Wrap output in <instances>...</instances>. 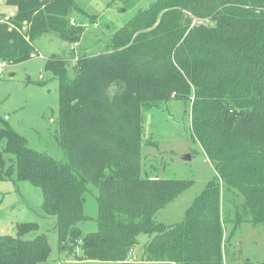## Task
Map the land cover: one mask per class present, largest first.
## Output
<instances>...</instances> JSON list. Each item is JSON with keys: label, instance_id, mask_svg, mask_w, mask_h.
I'll return each instance as SVG.
<instances>
[{"label": "trees", "instance_id": "obj_1", "mask_svg": "<svg viewBox=\"0 0 264 264\" xmlns=\"http://www.w3.org/2000/svg\"><path fill=\"white\" fill-rule=\"evenodd\" d=\"M6 3L13 15L0 16L5 65L35 56L45 34L76 44L83 27L71 23L73 11L95 19L76 0ZM67 65L59 54L44 65L58 83L60 159L28 147L0 114V180L41 189L61 245L78 246L82 260L127 264L145 234L140 264H224L227 223L233 231L244 221L264 225V0H155L99 51L80 54L72 77ZM171 99L189 104L191 138L214 175L184 219L164 225L156 213L191 181L145 169L142 134L146 112ZM90 187L97 229L83 233L76 224L91 218L84 212ZM15 228L0 236V264L46 261L51 249L38 223Z\"/></svg>", "mask_w": 264, "mask_h": 264}, {"label": "rangeland", "instance_id": "obj_2", "mask_svg": "<svg viewBox=\"0 0 264 264\" xmlns=\"http://www.w3.org/2000/svg\"><path fill=\"white\" fill-rule=\"evenodd\" d=\"M154 1L134 0L124 4L120 0H76L77 5L95 19L90 21L73 11L74 22L82 25L83 29L72 48L56 35L45 34L34 42L35 56L2 68L0 114L25 138L28 147L56 159L62 157L56 137L58 83L51 72L44 70L46 59L52 54L63 56L68 61L67 70L72 77L74 63L80 54L99 51L115 30ZM11 10L6 0H0V14L7 15ZM189 114V104L177 99H171L145 114L142 134L144 168L152 166L151 172L159 177L191 181L186 189L156 213V220L164 225L181 222L195 197L214 175L202 148L191 138ZM3 145L4 141L0 140V150ZM96 194L94 187H90L86 194L84 212L91 218L76 224L83 233L97 229L92 219L97 213ZM225 207L223 205V212ZM229 215L232 217V212ZM21 221L37 222V233L47 237L51 250L47 260L38 264H121L117 261L82 260L78 246L70 251L69 244L59 243L54 228L55 217L44 214L42 191L38 186L22 180H0V236L15 235L16 223ZM147 239L145 234L138 236V246L128 254L127 264H140L142 247ZM223 239L224 264H264V225L254 226L244 221L233 231L231 224L227 223Z\"/></svg>", "mask_w": 264, "mask_h": 264}, {"label": "built area", "instance_id": "obj_3", "mask_svg": "<svg viewBox=\"0 0 264 264\" xmlns=\"http://www.w3.org/2000/svg\"><path fill=\"white\" fill-rule=\"evenodd\" d=\"M13 15V11H11L8 15L4 16L3 18H8L9 16ZM71 22H74L73 19H71ZM5 66V63L0 62V72L2 71V68Z\"/></svg>", "mask_w": 264, "mask_h": 264}, {"label": "crops", "instance_id": "obj_4", "mask_svg": "<svg viewBox=\"0 0 264 264\" xmlns=\"http://www.w3.org/2000/svg\"><path fill=\"white\" fill-rule=\"evenodd\" d=\"M11 11H13V10H11ZM11 11H9L8 14H9ZM8 14H7V15H8ZM0 16H6V15H4V14H0ZM71 48H72V47H71ZM145 242H146V241H145ZM145 242H144V243H145Z\"/></svg>", "mask_w": 264, "mask_h": 264}]
</instances>
